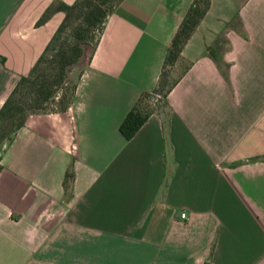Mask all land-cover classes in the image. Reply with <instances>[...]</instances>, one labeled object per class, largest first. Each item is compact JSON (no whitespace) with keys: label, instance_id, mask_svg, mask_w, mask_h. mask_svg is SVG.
<instances>
[{"label":"crops","instance_id":"1","mask_svg":"<svg viewBox=\"0 0 264 264\" xmlns=\"http://www.w3.org/2000/svg\"><path fill=\"white\" fill-rule=\"evenodd\" d=\"M74 1L0 0V107L63 13L38 19ZM191 1L121 0L67 106L4 146L0 264H264V0H209L162 107L118 129ZM219 36L226 78L205 52Z\"/></svg>","mask_w":264,"mask_h":264},{"label":"trees","instance_id":"2","mask_svg":"<svg viewBox=\"0 0 264 264\" xmlns=\"http://www.w3.org/2000/svg\"><path fill=\"white\" fill-rule=\"evenodd\" d=\"M120 1L75 0L72 5L56 3L44 11L36 22L37 26L43 24L55 12H62L63 19L28 74L18 79L1 105L0 145L2 143L6 145L11 140L14 133L24 124L28 115L44 113L42 111L46 110L51 101L56 98V90L64 83L67 69L79 60L82 46L87 43L86 33L98 28L99 36L106 17ZM208 5L209 0L191 1L165 53L163 68L155 89L151 94L141 96L119 125V132L125 140H129L135 134L148 116L149 112L142 113L139 107L144 98L152 95L156 101L159 98L162 99L163 104L166 94L175 83L173 81L166 87L167 78L164 69L174 63L183 45L205 14ZM76 20L79 22L72 26V22ZM98 30L96 29V31ZM65 31H68L67 34ZM225 45V39L219 36L211 46L205 49L206 56L213 61L224 78H226V65L222 63L221 55L225 50ZM62 101L63 98L60 97L58 110H63L68 104L67 101ZM55 110L56 108L53 111ZM70 176V172H66L64 175L62 182L64 189L69 188L67 181Z\"/></svg>","mask_w":264,"mask_h":264},{"label":"rangeland","instance_id":"3","mask_svg":"<svg viewBox=\"0 0 264 264\" xmlns=\"http://www.w3.org/2000/svg\"><path fill=\"white\" fill-rule=\"evenodd\" d=\"M78 22L79 21H77V20L72 22V26L74 24H77ZM96 29L98 30V28H94L92 30L90 29L91 31L86 33L87 43L82 46V54H81L79 60L74 65L70 66L67 69L66 79H65L64 83L62 84V86L59 89L56 90V92H57L56 98H54V100L51 101V104L48 105V107H47L48 109L46 108V110H44L42 112H50V111H53L54 108H56V110H58L60 108L59 103H58L60 100V97L63 98V101L69 102L70 97L72 95V90H73L75 79L78 76V74L80 73L83 66L86 65V63L88 62V59H89L90 54H91V50H92V48L95 44L96 38L98 36L99 30L96 31ZM65 32L67 34L68 31H65ZM178 73H180L179 69L175 70L173 73H172L171 69L169 70V69H167V67H166V69H164V74L167 78L166 79V83H167L166 87L169 86L174 81V79L178 76ZM161 100L162 99L159 98L156 101L152 95H149L147 98H144L139 104V107L142 110L141 112L147 113V112H150L154 109L162 107ZM3 144L4 143H2L0 145V152H2V150L5 146V144H4V146H2Z\"/></svg>","mask_w":264,"mask_h":264},{"label":"built area","instance_id":"4","mask_svg":"<svg viewBox=\"0 0 264 264\" xmlns=\"http://www.w3.org/2000/svg\"><path fill=\"white\" fill-rule=\"evenodd\" d=\"M180 217H181V218H184V214H181Z\"/></svg>","mask_w":264,"mask_h":264}]
</instances>
